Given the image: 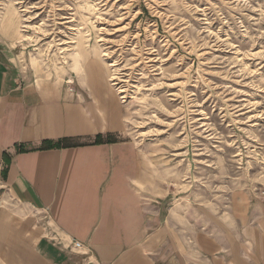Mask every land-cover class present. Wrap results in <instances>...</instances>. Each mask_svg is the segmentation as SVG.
Masks as SVG:
<instances>
[{
    "label": "rangeland",
    "instance_id": "1",
    "mask_svg": "<svg viewBox=\"0 0 264 264\" xmlns=\"http://www.w3.org/2000/svg\"><path fill=\"white\" fill-rule=\"evenodd\" d=\"M0 40L20 76L105 78L196 227L233 191L262 201L264 0H0Z\"/></svg>",
    "mask_w": 264,
    "mask_h": 264
},
{
    "label": "crops",
    "instance_id": "2",
    "mask_svg": "<svg viewBox=\"0 0 264 264\" xmlns=\"http://www.w3.org/2000/svg\"><path fill=\"white\" fill-rule=\"evenodd\" d=\"M10 50L0 40V264H264V201L233 191L196 227L162 158L120 140L105 78L70 94L20 76Z\"/></svg>",
    "mask_w": 264,
    "mask_h": 264
},
{
    "label": "trees",
    "instance_id": "3",
    "mask_svg": "<svg viewBox=\"0 0 264 264\" xmlns=\"http://www.w3.org/2000/svg\"><path fill=\"white\" fill-rule=\"evenodd\" d=\"M103 141H104V140L102 139L101 136H98V137L96 138V143H101V142H103ZM105 141H106L107 143H112V142H114V139H113L111 136H107V138H106ZM64 143H65V141H60L59 143H56V144H53V143H50V142H44V143H43V147H42V149L59 148V147L64 146ZM18 152H23V150H19ZM3 160H4V164L7 165V163H8V158L6 157L5 154L3 155ZM5 170H6V169H4L2 173H4Z\"/></svg>",
    "mask_w": 264,
    "mask_h": 264
},
{
    "label": "built area",
    "instance_id": "4",
    "mask_svg": "<svg viewBox=\"0 0 264 264\" xmlns=\"http://www.w3.org/2000/svg\"><path fill=\"white\" fill-rule=\"evenodd\" d=\"M258 198L262 201H264V190L260 191L258 193ZM73 248L76 250H81L82 249V245L76 241L73 242Z\"/></svg>",
    "mask_w": 264,
    "mask_h": 264
}]
</instances>
